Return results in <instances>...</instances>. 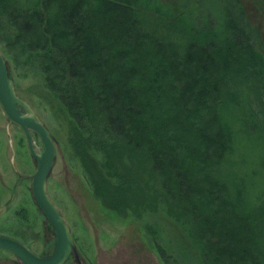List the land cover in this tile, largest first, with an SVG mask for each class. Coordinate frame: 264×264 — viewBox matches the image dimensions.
<instances>
[{
    "label": "trees",
    "instance_id": "trees-1",
    "mask_svg": "<svg viewBox=\"0 0 264 264\" xmlns=\"http://www.w3.org/2000/svg\"><path fill=\"white\" fill-rule=\"evenodd\" d=\"M199 1L0 0V44L36 63L95 196L147 217L164 264H264V36L242 0Z\"/></svg>",
    "mask_w": 264,
    "mask_h": 264
},
{
    "label": "rangeland",
    "instance_id": "rangeland-1",
    "mask_svg": "<svg viewBox=\"0 0 264 264\" xmlns=\"http://www.w3.org/2000/svg\"><path fill=\"white\" fill-rule=\"evenodd\" d=\"M242 1L251 21L264 36V0ZM231 2L201 0L195 8L210 13L212 17L218 14L222 17L224 11L231 9ZM217 19L221 22L220 18ZM0 49L8 59L18 94L32 105L55 140L57 157L48 178V191L69 223L75 240L77 254L67 264H164L144 227L147 217L123 219L95 196L90 177L69 141V119L60 103L51 97L36 63L31 60L26 66L16 68L3 44ZM227 113L234 118L242 111L232 108ZM240 124L237 128H243ZM243 132L246 136L247 131ZM33 135L41 146L38 135ZM245 144L250 148L248 143H239L237 158L254 156L246 150ZM35 169L36 162L28 151L22 131L10 123L0 109V207L10 200L19 177L32 175ZM22 208L26 209L27 220L16 216ZM0 234L19 238L42 256L52 253L55 233L34 200L31 179L22 183L16 204L0 215ZM0 264L22 263L13 254L0 250Z\"/></svg>",
    "mask_w": 264,
    "mask_h": 264
},
{
    "label": "water",
    "instance_id": "water-1",
    "mask_svg": "<svg viewBox=\"0 0 264 264\" xmlns=\"http://www.w3.org/2000/svg\"><path fill=\"white\" fill-rule=\"evenodd\" d=\"M0 109L10 123L20 128L28 151L36 162L32 175L19 177L10 200L0 207V215L16 204L22 183L30 178L34 200L55 233L54 249L48 256L36 253L19 238L5 234H0V250L13 254L22 264H66L72 254H77V249L72 229L48 191V178L57 157L55 140L32 105L18 94L15 80L10 74L8 59L1 49ZM34 133L40 138L41 146L35 142Z\"/></svg>",
    "mask_w": 264,
    "mask_h": 264
},
{
    "label": "flooded vegetation",
    "instance_id": "flooded-vegetation-1",
    "mask_svg": "<svg viewBox=\"0 0 264 264\" xmlns=\"http://www.w3.org/2000/svg\"><path fill=\"white\" fill-rule=\"evenodd\" d=\"M29 179H30V178H29ZM73 255H74V254H72V256H73ZM72 256L69 258V260L72 258ZM69 260H68V261H69ZM68 261H67V262H68ZM67 262H66V264H67Z\"/></svg>",
    "mask_w": 264,
    "mask_h": 264
}]
</instances>
